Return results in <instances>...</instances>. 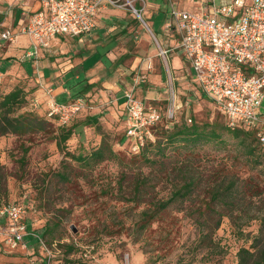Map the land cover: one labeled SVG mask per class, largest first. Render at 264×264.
<instances>
[{
	"label": "rangeland",
	"instance_id": "obj_1",
	"mask_svg": "<svg viewBox=\"0 0 264 264\" xmlns=\"http://www.w3.org/2000/svg\"><path fill=\"white\" fill-rule=\"evenodd\" d=\"M123 1L136 17L134 39L141 41L145 49L138 53V63L150 58L160 65L164 63L169 71L168 81L166 77L160 83L154 77L157 70L152 68L148 81L137 87L138 96L148 105L167 110L171 94L176 92L184 107L175 124L206 126L220 133L221 138L191 146L165 144V154L158 146L144 153L130 152L126 112L121 106L115 114L110 113L111 109L98 112V124L84 131L82 137L78 132L73 134L61 146L55 139L60 126L53 121H49L50 129L45 132L0 136V206L25 202L30 229L46 241L43 247L28 237V248H11L3 242L0 264H238L240 249L255 251L256 246H264V142L258 137L264 127L251 130L248 138L258 147L261 162L256 164L248 148L232 133L225 115L195 79H175L185 72L173 73L170 57L161 54L163 43L155 30L162 32L165 21L171 19L169 9L194 11L199 3ZM135 8H142L145 22ZM151 48H158V53L151 55ZM136 56L125 62L132 63ZM140 69L132 70L127 78L133 82ZM87 85L86 79L69 83L72 93L84 92L82 95L89 92ZM148 88L166 98H145ZM92 99L87 97L86 111L61 127L73 129L78 120L92 116V106L101 101ZM163 125L158 126L157 143L166 142L164 131L168 128ZM103 138L116 156L99 163L76 158L91 153ZM187 157L194 161L196 172L204 176L198 179L196 190L187 200L161 212L156 203L168 199L174 189L190 181L181 176L178 168V162ZM226 165L240 178V188L246 178L252 177L263 193L244 194V188L233 210L215 201L207 188V178L213 175L221 183ZM209 201L212 208L208 207ZM218 219L221 225L216 228ZM67 244L74 245V249L71 251Z\"/></svg>",
	"mask_w": 264,
	"mask_h": 264
},
{
	"label": "built area",
	"instance_id": "obj_2",
	"mask_svg": "<svg viewBox=\"0 0 264 264\" xmlns=\"http://www.w3.org/2000/svg\"><path fill=\"white\" fill-rule=\"evenodd\" d=\"M42 8L34 12L21 33L34 41V49L26 56L37 55L42 46H50L57 35L80 36L96 27V19L108 4L119 5V0H41ZM194 11L171 7L166 24L168 31L180 35L178 48L190 62L192 77L204 93L225 115L232 127H264L260 109L264 103V0H197ZM140 9V10H139ZM135 8L140 19L142 8ZM18 34L10 29L0 30V47L16 40ZM167 49L161 54L167 55ZM150 63L141 67L131 85L124 89L127 136L130 149L140 152L147 139L154 140L152 128L162 119L158 106L148 105L137 95V87L148 81ZM4 74L0 71V83ZM166 117L175 120L184 107L173 92ZM37 105L38 100H34ZM89 108L85 96L59 101L54 96L47 100V115L60 125H69L82 111ZM191 121V119H190ZM264 142V131L259 132ZM25 202H11L0 207V244L11 248H28V237L41 246L46 241L30 229Z\"/></svg>",
	"mask_w": 264,
	"mask_h": 264
},
{
	"label": "crops",
	"instance_id": "obj_3",
	"mask_svg": "<svg viewBox=\"0 0 264 264\" xmlns=\"http://www.w3.org/2000/svg\"><path fill=\"white\" fill-rule=\"evenodd\" d=\"M119 2V5L108 4L101 10L92 32L80 36L57 35L50 46L40 47L37 55L29 57L26 52L34 49V41L29 35L21 33V29L28 23L31 15L42 8V1L0 0V30L10 29L18 34L15 41L0 47V67L4 69L0 70L4 74L2 87L8 91L21 84L27 90L31 89L29 108L45 115L49 96H54L59 101L73 100L77 97L72 93L70 81L77 84L86 79L88 85H91L90 90L81 96L103 100L92 106L93 113L111 109L110 113L115 114L119 106L125 111L124 89L132 84L127 78L132 70L150 63V70H157L155 80L163 83L167 77L168 81L169 71L164 63L160 65V62L156 63L150 58L138 63V53L145 52V49L141 41L134 39L136 17L125 1ZM166 24L165 21L162 32L157 29L155 31L164 45L161 49L168 50L166 56L170 57L172 72H185L174 78L184 80L188 76L192 77L190 62L178 48L180 35L175 29L168 31ZM176 34L178 39H175ZM175 47L178 50H174ZM150 53L157 54L158 48H151ZM133 54L138 56L132 63H126V59L135 57ZM82 84L84 82L79 85ZM139 90L140 88L137 92ZM145 94V98H166L162 94L156 96L157 93L151 88ZM35 99L38 100L37 105L34 103ZM106 100L109 102L105 103ZM260 118L261 125L264 126V103L260 109ZM89 128L85 127L84 130H90ZM77 131L82 132V124ZM82 135L83 133L80 136Z\"/></svg>",
	"mask_w": 264,
	"mask_h": 264
},
{
	"label": "trees",
	"instance_id": "obj_4",
	"mask_svg": "<svg viewBox=\"0 0 264 264\" xmlns=\"http://www.w3.org/2000/svg\"><path fill=\"white\" fill-rule=\"evenodd\" d=\"M89 85H87V90H90ZM31 92V89L27 90V87L21 84L15 86L13 89L8 91H6L2 86L0 87V136L9 134H35L40 131L45 132L50 129V122L53 121L60 126V129L57 132L55 139L57 140V143L61 146L63 142H67L71 137H73V134L75 135L78 132L77 128L81 124L82 132H78V134L80 135L82 133H85V127H90L89 129H92V126L98 124V119L101 118L98 113H92V116H89L84 120H78V123H75V127L73 129L61 127L67 125H60L55 119L49 117L47 113L45 115H41L38 113L37 110L29 108V95L31 94ZM83 93L84 92H78L75 95L76 97H79ZM158 107L162 112V119L152 128V132L155 138L156 136L158 137V126L161 123L164 124L163 126L168 128L164 131V137L166 139V142L161 143V141H159L157 143L156 139H147L145 146L137 154L142 153V151L144 153V150L149 149L152 146H158L162 153L165 154V152H163V146H165V144H179L183 146H191L196 145L197 143L203 140L212 141L221 138L220 133H218L216 130H208L206 129V126L202 127L196 123L191 125H188L187 123L175 124L176 119L170 120L166 117V108L165 110H163L160 105ZM228 126L232 129V133L234 134V136L240 138L242 144L245 145L246 148H248V154L252 158L251 161H254L256 164L260 163L261 159L257 156V145L253 142V139L251 141H248V138L251 137L252 134L251 130L257 129V127H232L229 125V123ZM259 132L258 137L260 139ZM175 148H177V146H175ZM130 152L132 151L130 150ZM72 156L75 157V155ZM112 156H116V151L112 147H109V145L106 144V139L103 138L102 144L96 149H94L91 153H89L88 155L80 154L76 158L78 160L87 162L94 160L99 163ZM178 163H180L178 168L181 173V176L190 181L185 182L184 185L174 189L171 193L172 195L168 199L163 198L160 199L158 203H156L158 210L161 212L168 210L169 207L174 203H183L185 200H187V198L192 195V193L196 190L198 179L204 176L200 172H196V169L194 168V161L191 158L187 157L183 161H179ZM224 173L225 174L221 183H219V178H216L213 175H208L207 188L209 190V193L212 195L213 199L215 201L217 200L222 202L226 206V208L233 210V207L236 206V204L238 203L239 194L244 190V188V194L263 193V189H260V185L253 183L252 177L246 178L243 182L242 187L240 188V178L237 177L235 174H232L230 166H225ZM208 207L212 208V204L210 201L208 202ZM232 217L236 218L234 216ZM220 225L221 219H218L215 227L218 228ZM33 239L36 240L35 238ZM67 246L71 251L74 249V245L67 244ZM256 248L257 249H255V251L244 247L240 249L238 264H264V246L259 245L256 246Z\"/></svg>",
	"mask_w": 264,
	"mask_h": 264
}]
</instances>
